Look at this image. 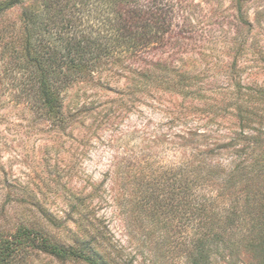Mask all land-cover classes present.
Segmentation results:
<instances>
[{"label": "rangeland", "instance_id": "1", "mask_svg": "<svg viewBox=\"0 0 264 264\" xmlns=\"http://www.w3.org/2000/svg\"><path fill=\"white\" fill-rule=\"evenodd\" d=\"M177 4L172 19L173 31L183 37L179 45L170 41L150 57L103 62L100 84H79L64 93L68 117L60 126L22 106V4L0 14V228L12 231L35 221L40 210L65 222L63 232L71 237L81 216L121 244L131 264H187L178 218L168 230L151 223L157 207L152 199L143 204L151 193L163 195L148 182L163 181L169 168L179 166L185 133L204 134L197 141L203 150L229 146L212 157L224 166L241 148L231 139V120L206 111L229 98L228 85L264 81V0ZM150 58L192 65L203 73V96L191 102L158 90L130 94V71ZM63 232L60 238L51 235L63 244ZM246 240L238 239L232 256H214L212 264H264L258 244ZM22 264L85 263L29 251Z\"/></svg>", "mask_w": 264, "mask_h": 264}, {"label": "trees", "instance_id": "2", "mask_svg": "<svg viewBox=\"0 0 264 264\" xmlns=\"http://www.w3.org/2000/svg\"><path fill=\"white\" fill-rule=\"evenodd\" d=\"M20 4L22 106L40 111L56 126L67 122L64 93L75 85L100 84L103 75L97 69L103 62L150 57L170 41L179 45L183 40L173 31L177 0H3L0 14ZM187 64L151 59L130 71L134 78L128 91L158 90L192 102L203 96V73H195ZM227 87H233L229 98L221 97L217 107H210L215 111L206 112L231 120V139L241 142L237 145L241 148L224 166L212 157L229 146L203 150L197 141L205 135L188 130L180 138L184 156L179 166L169 168L163 181L160 177L148 182L163 198L151 193L143 204L154 201L157 210L151 223L156 227L168 230L178 218L187 264H212L214 256H232L238 239L245 237L246 242L254 239L252 243L264 253V81L245 88ZM37 212L36 223L27 220L12 231L0 228V264H22L29 251L85 264H131L123 246L111 243L88 218L79 216L73 222L71 233L76 236L70 237L63 232L68 230L65 222L46 211ZM62 232L64 245L53 238H60Z\"/></svg>", "mask_w": 264, "mask_h": 264}]
</instances>
